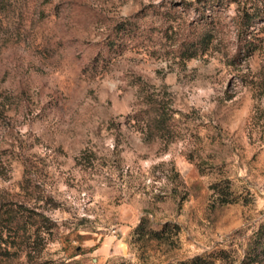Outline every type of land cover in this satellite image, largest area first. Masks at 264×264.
Segmentation results:
<instances>
[{"label": "rangeland", "instance_id": "rangeland-1", "mask_svg": "<svg viewBox=\"0 0 264 264\" xmlns=\"http://www.w3.org/2000/svg\"><path fill=\"white\" fill-rule=\"evenodd\" d=\"M198 254L264 264V0H0V264Z\"/></svg>", "mask_w": 264, "mask_h": 264}, {"label": "trees", "instance_id": "trees-1", "mask_svg": "<svg viewBox=\"0 0 264 264\" xmlns=\"http://www.w3.org/2000/svg\"><path fill=\"white\" fill-rule=\"evenodd\" d=\"M242 17L247 21L248 24L251 19L247 17L246 11L243 10ZM205 34V33H204ZM185 53L186 57H193L195 56L199 51V43L196 41H190L187 44H185ZM248 45H251V42L249 41ZM157 103H154L150 101V104H148V108L144 110V116L143 120L145 123V126L148 127V129H153L155 127H159L160 129H164L163 125L165 124V115L162 111L159 112L157 108ZM152 107V110H150ZM165 132V129H164ZM133 232L136 235L137 239L141 238H147V239H154V240H165L171 235L174 234V232L171 233V228H167L166 225H164L161 229H152L149 228L145 221L139 220L137 225L133 228ZM169 232L171 234H169ZM217 257L211 256V255H202L198 254L195 255L189 259L184 260H177L174 262H167L164 264H214Z\"/></svg>", "mask_w": 264, "mask_h": 264}]
</instances>
